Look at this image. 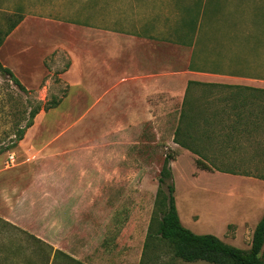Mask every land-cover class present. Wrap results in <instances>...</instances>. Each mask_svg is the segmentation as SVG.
<instances>
[{
	"label": "crops",
	"instance_id": "crops-1",
	"mask_svg": "<svg viewBox=\"0 0 264 264\" xmlns=\"http://www.w3.org/2000/svg\"><path fill=\"white\" fill-rule=\"evenodd\" d=\"M0 4L1 14L20 17L0 45L2 65L19 80L20 73L7 62L15 57L7 44L13 40L28 50L42 32L49 41L41 46L47 50L42 66L62 82L58 107L79 113L80 123H97L86 128L128 134L150 129L156 139L160 130L172 129L175 156L182 151L194 161H264V0ZM32 74L37 78L39 72ZM47 75L38 90L46 91ZM217 173L264 184L257 178L264 174ZM241 198L264 208V194L258 200ZM247 212L232 219L237 229L247 224Z\"/></svg>",
	"mask_w": 264,
	"mask_h": 264
},
{
	"label": "rangeland",
	"instance_id": "rangeland-1",
	"mask_svg": "<svg viewBox=\"0 0 264 264\" xmlns=\"http://www.w3.org/2000/svg\"><path fill=\"white\" fill-rule=\"evenodd\" d=\"M17 18L16 14L0 13V45ZM41 35L37 31L28 50L10 40L7 47L15 51V57L7 60L1 55L18 70L19 80L12 74L29 93L25 96L0 75V148L15 141L18 110L58 103L41 110L22 140L0 153V264H76L55 255V250L80 264H139L156 191L166 192L165 185L170 183L168 179L158 182L168 153L174 155L169 165L182 225L194 234H211L248 250L264 208L259 201L241 197L258 200L264 184L217 171L260 175L264 174V161L215 160L206 163L211 173L198 172L186 153L175 156L172 129L160 130L156 139L150 129L128 134L123 129L86 128L97 123H80L79 113L58 107L62 82L57 74L44 71L47 50L41 46L49 41ZM35 71L39 72L37 78L31 76ZM46 75L50 76L46 91L38 90L45 86ZM247 211V224L237 229L232 219ZM160 216L155 213V219ZM147 244L144 264H210L174 259L165 241L156 235Z\"/></svg>",
	"mask_w": 264,
	"mask_h": 264
},
{
	"label": "trees",
	"instance_id": "trees-1",
	"mask_svg": "<svg viewBox=\"0 0 264 264\" xmlns=\"http://www.w3.org/2000/svg\"><path fill=\"white\" fill-rule=\"evenodd\" d=\"M19 19L20 17L17 18L15 23H17ZM0 75L6 76L18 91L27 96L29 90H27L13 76L10 69L4 67L1 62ZM57 103L58 101L56 100L45 106L36 104L34 107H29L28 110L24 106L23 109L18 110L15 118L17 125H15V130L13 132L15 141H11V146H7V148H0V153L15 147L16 143L22 140L25 131L32 126L35 116L41 110H48L56 107ZM24 104H26V101H24ZM21 121L24 122L23 126H20ZM175 133H177V130ZM174 142L181 145L176 138H174ZM173 160L174 155L172 153L165 155L164 164L160 170L158 182L162 184L165 179H168L170 183L165 185L166 192H163L161 188H158L156 191L147 239L150 240L153 235H156L160 240L165 241L171 250L174 259H179L186 263L202 261L210 264H264V253L261 254V249L264 244V213L253 229L251 243L248 250H242L229 245L211 234H194L181 224L175 205V189L169 165L170 161ZM194 163L197 168L211 171V168L206 164L207 162L195 160ZM220 171L234 174L233 171L231 172L229 170ZM257 178L264 180V175L258 176ZM156 212H160L161 216L159 219H155ZM4 223L14 227L8 222L4 221ZM147 239L146 243L143 245L142 257L139 264H144L145 262V248L148 246ZM35 240L42 243L37 238H35ZM42 244L45 245L44 243ZM49 249L51 248L49 247ZM55 255H62L70 261L80 264L58 250H55Z\"/></svg>",
	"mask_w": 264,
	"mask_h": 264
},
{
	"label": "built area",
	"instance_id": "built-area-1",
	"mask_svg": "<svg viewBox=\"0 0 264 264\" xmlns=\"http://www.w3.org/2000/svg\"><path fill=\"white\" fill-rule=\"evenodd\" d=\"M9 159L12 160V156H10Z\"/></svg>",
	"mask_w": 264,
	"mask_h": 264
}]
</instances>
